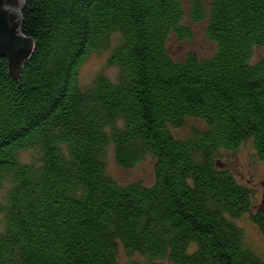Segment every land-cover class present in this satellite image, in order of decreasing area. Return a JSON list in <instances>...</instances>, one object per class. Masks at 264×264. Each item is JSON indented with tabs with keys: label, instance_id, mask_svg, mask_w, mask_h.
I'll list each match as a JSON object with an SVG mask.
<instances>
[{
	"label": "trees",
	"instance_id": "trees-1",
	"mask_svg": "<svg viewBox=\"0 0 264 264\" xmlns=\"http://www.w3.org/2000/svg\"><path fill=\"white\" fill-rule=\"evenodd\" d=\"M185 1L211 57L169 50L192 37ZM22 18L20 76L0 58V264H264L236 223L264 238V211L219 163L249 140L264 163V0H24ZM115 34L118 78L84 89ZM188 118L208 128L178 138ZM109 150L123 168L151 156L154 183L118 182Z\"/></svg>",
	"mask_w": 264,
	"mask_h": 264
},
{
	"label": "rangeland",
	"instance_id": "rangeland-1",
	"mask_svg": "<svg viewBox=\"0 0 264 264\" xmlns=\"http://www.w3.org/2000/svg\"><path fill=\"white\" fill-rule=\"evenodd\" d=\"M209 3L210 0H205ZM186 3L187 16L184 24L192 30V37L180 39L172 35L168 41L172 56L178 60L183 59L188 52H194L200 58H208L216 53L217 46L206 36V23H193L188 17L189 5ZM119 41V34H115L108 48L92 54L80 71V84L84 89L89 88L98 77H107L115 81L119 76V69L108 62L113 48ZM264 57V50L256 48L253 61ZM208 128L207 124L197 118H188L185 125L174 131L178 138L185 139L203 132ZM34 157L31 151L24 152L22 159L29 161ZM221 166L230 169L242 184L254 191L253 212L264 211V163L260 161L254 151L251 140L245 142L236 151H222L219 156ZM108 172L121 184L142 182L152 185L155 181L154 160L151 156L145 157L133 168L120 167L114 158L112 150L107 154ZM236 223L243 230L246 244L254 252L264 259V238L258 226L252 221L250 214H244L236 219ZM125 259V258H124Z\"/></svg>",
	"mask_w": 264,
	"mask_h": 264
},
{
	"label": "water",
	"instance_id": "water-1",
	"mask_svg": "<svg viewBox=\"0 0 264 264\" xmlns=\"http://www.w3.org/2000/svg\"><path fill=\"white\" fill-rule=\"evenodd\" d=\"M24 0H0V58L8 62L10 74L18 78L34 50V40L22 31Z\"/></svg>",
	"mask_w": 264,
	"mask_h": 264
}]
</instances>
